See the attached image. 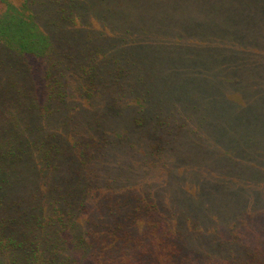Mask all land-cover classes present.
Returning <instances> with one entry per match:
<instances>
[{
  "label": "trees",
  "instance_id": "16d2710c",
  "mask_svg": "<svg viewBox=\"0 0 264 264\" xmlns=\"http://www.w3.org/2000/svg\"><path fill=\"white\" fill-rule=\"evenodd\" d=\"M0 264H264V0H0Z\"/></svg>",
  "mask_w": 264,
  "mask_h": 264
}]
</instances>
